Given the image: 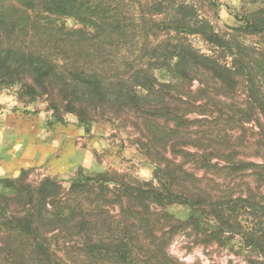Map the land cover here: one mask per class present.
Segmentation results:
<instances>
[{
    "label": "trees",
    "instance_id": "obj_1",
    "mask_svg": "<svg viewBox=\"0 0 264 264\" xmlns=\"http://www.w3.org/2000/svg\"><path fill=\"white\" fill-rule=\"evenodd\" d=\"M21 2L24 8L15 20L22 25L30 9L43 16L69 17L84 24L87 19L93 22L108 19L105 5L97 0ZM187 14L186 9L178 8L176 17L167 25L176 42L168 46L163 61L154 65L152 71L140 68L132 74L131 82L119 79L110 83L98 72L74 67L58 71L59 61L43 52L26 53L0 45V88L19 84L30 88V92H40L28 81L27 75H32L44 92H49L47 83L56 80L62 88L71 87L62 93L82 101L111 106L128 104L135 119L146 125L141 127L138 123L143 136L140 145L144 158L153 166L154 177V183L148 184L147 189L134 185L129 190L134 203L146 209L152 204L183 205L189 212L188 218L175 220L176 224L172 222L170 228L199 226L216 239L237 235L252 256L264 258V213H252L257 222L255 229L248 232L239 219V209L247 207L242 199L244 193L235 195L230 184L236 172H243L252 164L243 159L247 148L244 118L248 112L244 97L251 91L259 98V106L250 113L264 119V51L249 61L247 46L239 41L242 36L264 39V12H234L239 28L229 34L218 33L208 21L192 19ZM107 22L112 32L118 30L114 22ZM189 35L201 37L209 49L196 48L188 40ZM147 79L152 82L149 84ZM235 98L238 101L234 102ZM79 120L89 130L86 117L82 115ZM259 125L258 122V128ZM261 126L263 130L259 128L256 137L264 138V125ZM108 178L103 173L95 176L80 173L71 179L67 192L51 179H44L37 186L19 178L2 179L13 191L0 194V264H73L70 259L75 264H105L102 263L105 256H112L119 264H138L134 259L137 253H133L135 237L130 238L132 231L128 227L124 226L114 239L110 237L112 244L108 246L104 237L97 235L95 240L87 233L94 229V224L87 216L90 209L84 200H76L79 202L75 208L71 206V196L77 197L92 184H116L115 179ZM239 198L244 201L240 208ZM247 202L255 208L252 202ZM163 227L152 235L156 243L162 232L165 244L159 243L161 253L148 249L146 255L150 259L143 264H183L167 254L170 232L164 233ZM75 234L81 240L77 253L60 247ZM136 236L141 237L137 233Z\"/></svg>",
    "mask_w": 264,
    "mask_h": 264
},
{
    "label": "rangeland",
    "instance_id": "obj_2",
    "mask_svg": "<svg viewBox=\"0 0 264 264\" xmlns=\"http://www.w3.org/2000/svg\"><path fill=\"white\" fill-rule=\"evenodd\" d=\"M97 1L105 5L107 21L114 22L117 31L112 32L107 21L87 19L84 24L69 17L43 16L34 9L28 11L22 25L15 20L24 8L21 0H0V45L13 46L26 53L43 52L59 61L58 71L74 67V70L98 72L110 83L119 79L131 82L132 74L140 68L152 71L154 65L163 61L168 46L176 42L167 25L176 17L178 8L186 9L187 17L208 21L221 34L234 33V28H239L233 18L234 12H264V0ZM188 40L198 49H209L198 35H189ZM239 41L247 46L246 58L249 61L264 51V39L261 37L242 36ZM27 78L40 92H30V88L19 84L0 88V162L6 169L0 178V194L13 191L11 185L2 181L4 178H19L32 186L51 179L67 192L71 179L80 173L93 176L107 174L108 179L116 180V184H92L77 197L71 196V206L75 208L79 202L76 200H84L90 209L87 216L94 229L87 233L93 239L102 236L110 246V237L114 239L124 226L128 227L132 231L130 238L135 237L133 243L136 241L134 259L143 264L150 259L146 255L148 249H152L151 253H161L159 243L163 241L165 244L163 234L159 232L160 240L156 243L152 235L164 226V233L170 232L167 254L183 264H264V258L252 256L237 235L230 239H216L206 232V228L199 226L170 228L177 219L188 218L189 212L183 205L152 204L146 209L140 203H134L129 190L134 189V185L147 189L148 184L154 183V177L153 166L144 158L140 145L143 136L138 127L146 125L135 119L128 104L111 106V103L82 101L62 93L71 87L69 90L62 88L56 80L49 81V92H44L32 75H27ZM147 82L150 84L152 81L147 79ZM244 98L248 112L244 118L247 148L243 159L256 165H245L246 169L236 172L230 184L235 195L240 191L244 193L245 198L242 199H245L247 207L243 209L244 201L240 198L237 204L242 207L239 219L249 232L255 229L254 222H257L252 213H264V138L261 135L256 137L264 119L250 113L259 106L257 95L251 91ZM234 100L238 101L237 98ZM82 115L90 123L89 130L79 120ZM258 122L261 124L259 128ZM237 126L235 135L239 134ZM240 173H244L243 176L239 177ZM136 233L141 235L139 239ZM80 241L75 234L60 247L77 253ZM69 262L75 264L74 259ZM102 263L119 264L112 256H105Z\"/></svg>",
    "mask_w": 264,
    "mask_h": 264
},
{
    "label": "crops",
    "instance_id": "obj_3",
    "mask_svg": "<svg viewBox=\"0 0 264 264\" xmlns=\"http://www.w3.org/2000/svg\"><path fill=\"white\" fill-rule=\"evenodd\" d=\"M5 166L0 162V178L5 175Z\"/></svg>",
    "mask_w": 264,
    "mask_h": 264
}]
</instances>
